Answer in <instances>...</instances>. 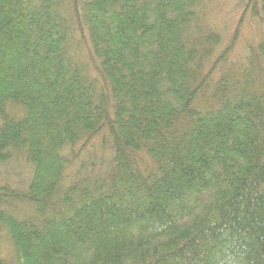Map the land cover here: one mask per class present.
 I'll list each match as a JSON object with an SVG mask.
<instances>
[{"label":"trees","instance_id":"16d2710c","mask_svg":"<svg viewBox=\"0 0 264 264\" xmlns=\"http://www.w3.org/2000/svg\"><path fill=\"white\" fill-rule=\"evenodd\" d=\"M241 2L225 46L210 0H0V264H264Z\"/></svg>","mask_w":264,"mask_h":264},{"label":"rangeland","instance_id":"374dc122","mask_svg":"<svg viewBox=\"0 0 264 264\" xmlns=\"http://www.w3.org/2000/svg\"><path fill=\"white\" fill-rule=\"evenodd\" d=\"M241 0H210L207 6L209 11V18L206 22L209 23L210 27L219 31L223 38V44L227 45L233 37L235 25L238 21L240 13L242 11ZM241 25V36L239 42L235 43L233 51L227 58V62L242 60L247 48V40L257 36L261 31V27L252 23V19H245L240 23ZM249 42V41H248Z\"/></svg>","mask_w":264,"mask_h":264}]
</instances>
